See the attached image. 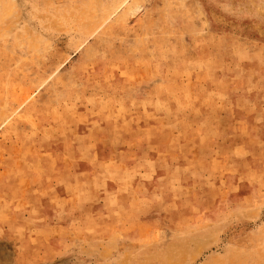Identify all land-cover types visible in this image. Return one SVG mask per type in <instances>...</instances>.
Here are the masks:
<instances>
[{"label":"rangeland","instance_id":"374dc122","mask_svg":"<svg viewBox=\"0 0 264 264\" xmlns=\"http://www.w3.org/2000/svg\"><path fill=\"white\" fill-rule=\"evenodd\" d=\"M0 264H264V0H0Z\"/></svg>","mask_w":264,"mask_h":264}]
</instances>
